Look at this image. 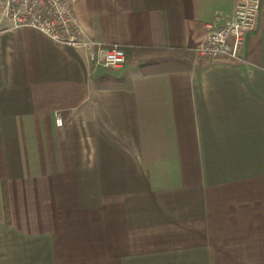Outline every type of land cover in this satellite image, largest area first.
<instances>
[{
  "label": "crops",
  "instance_id": "0c3cea01",
  "mask_svg": "<svg viewBox=\"0 0 264 264\" xmlns=\"http://www.w3.org/2000/svg\"><path fill=\"white\" fill-rule=\"evenodd\" d=\"M66 1L136 54L0 20V264H264V0L238 62L193 52L235 0Z\"/></svg>",
  "mask_w": 264,
  "mask_h": 264
},
{
  "label": "built area",
  "instance_id": "2783aa9c",
  "mask_svg": "<svg viewBox=\"0 0 264 264\" xmlns=\"http://www.w3.org/2000/svg\"><path fill=\"white\" fill-rule=\"evenodd\" d=\"M260 0H235L224 22L208 26L205 38L193 49L198 60L242 61L246 35L257 25ZM13 28L36 29L55 42L85 48L93 66L109 69L122 67L125 55L121 46H105L85 39L72 7L66 0H0V20ZM55 124L62 120L55 116Z\"/></svg>",
  "mask_w": 264,
  "mask_h": 264
},
{
  "label": "trees",
  "instance_id": "16d2710c",
  "mask_svg": "<svg viewBox=\"0 0 264 264\" xmlns=\"http://www.w3.org/2000/svg\"><path fill=\"white\" fill-rule=\"evenodd\" d=\"M123 51H124V55H125V60H124V63H123V68L122 70H120L119 72V77L120 79H123V78H126L128 77V68L131 64H133V60H134V56L133 54L135 53L136 49H132V48H122ZM138 51V50H137ZM139 52V51H138ZM136 54V53H135ZM138 66L142 63L139 59H138ZM98 68H103V67H98ZM105 70H108L109 68H103ZM118 73V72H117ZM115 74V73H114ZM100 125L102 127H104L102 125V123L99 121ZM105 131L111 135L113 138H115L116 140L120 141V139L118 138L117 134H113L108 128L104 127Z\"/></svg>",
  "mask_w": 264,
  "mask_h": 264
},
{
  "label": "rangeland",
  "instance_id": "374dc122",
  "mask_svg": "<svg viewBox=\"0 0 264 264\" xmlns=\"http://www.w3.org/2000/svg\"><path fill=\"white\" fill-rule=\"evenodd\" d=\"M163 55H166V56H168V54H163ZM172 55V54H171ZM173 56V55H172ZM61 118V117H60ZM62 120V119H61Z\"/></svg>",
  "mask_w": 264,
  "mask_h": 264
}]
</instances>
